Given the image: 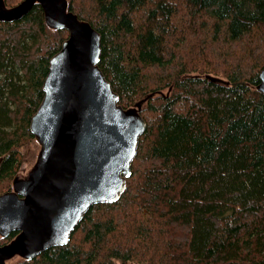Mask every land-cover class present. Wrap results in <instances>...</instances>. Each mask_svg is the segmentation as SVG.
Wrapping results in <instances>:
<instances>
[{"label":"trees","instance_id":"obj_1","mask_svg":"<svg viewBox=\"0 0 264 264\" xmlns=\"http://www.w3.org/2000/svg\"><path fill=\"white\" fill-rule=\"evenodd\" d=\"M68 5L101 33L119 103L153 93L146 130L120 198L92 205L67 244L14 264H264V0ZM68 36L38 3L0 21V194L37 158L31 117Z\"/></svg>","mask_w":264,"mask_h":264},{"label":"water","instance_id":"obj_2","mask_svg":"<svg viewBox=\"0 0 264 264\" xmlns=\"http://www.w3.org/2000/svg\"><path fill=\"white\" fill-rule=\"evenodd\" d=\"M37 3L45 23L67 29L69 36L50 59L44 96L31 117L40 143L37 158L0 194V235L17 231L0 245V264L67 244L92 205L120 198L146 130L142 105L153 96L128 108L119 103L99 66L102 35L69 9L68 0H21L13 6L0 0V21L19 20ZM259 77L257 88L264 94V68Z\"/></svg>","mask_w":264,"mask_h":264},{"label":"rangeland","instance_id":"obj_3","mask_svg":"<svg viewBox=\"0 0 264 264\" xmlns=\"http://www.w3.org/2000/svg\"><path fill=\"white\" fill-rule=\"evenodd\" d=\"M21 0H18L17 3H15L14 5L18 4ZM79 1V0H77ZM13 6V5H11ZM33 163H31L30 165H32ZM32 167V166H31ZM27 173H19V175L21 176H25ZM144 213H146V211L144 210ZM23 257L21 256H15L14 258L10 259L9 260V263L8 264H14V263H18L19 261L22 260Z\"/></svg>","mask_w":264,"mask_h":264}]
</instances>
